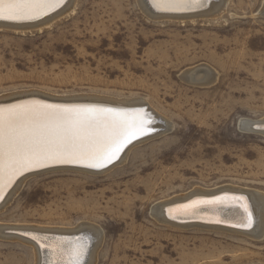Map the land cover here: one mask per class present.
<instances>
[{"label":"rangeland","instance_id":"rangeland-1","mask_svg":"<svg viewBox=\"0 0 264 264\" xmlns=\"http://www.w3.org/2000/svg\"><path fill=\"white\" fill-rule=\"evenodd\" d=\"M263 2L228 0L221 14L179 20L151 18L137 0H74L41 28L0 27V97L139 99L159 130L101 173L21 176L0 201L22 180L1 207L0 224H95L103 238L93 264H264V236L172 227L153 211L195 188L264 193V133L239 124L264 118ZM202 64L215 82L182 78ZM35 261L30 244L0 237V264Z\"/></svg>","mask_w":264,"mask_h":264},{"label":"bare ground","instance_id":"bare-ground-1","mask_svg":"<svg viewBox=\"0 0 264 264\" xmlns=\"http://www.w3.org/2000/svg\"><path fill=\"white\" fill-rule=\"evenodd\" d=\"M137 1L143 12L151 18L191 20L221 14L226 10L228 0H208L203 6L196 3H189L183 7L171 6L169 0ZM73 2L74 0H59V2L46 0L44 6L35 10V18L0 20V27H9L14 30L41 28L70 10L69 8H71ZM261 11L264 13V2ZM30 20L35 21L28 23L27 21ZM182 78L188 81L195 82L198 80L204 84H211L216 81L217 74L209 66L202 64L184 70ZM142 103L143 100L141 101L139 99L117 101L109 97L106 98L96 95L58 97L47 95L40 91L11 93V95L6 94V96L0 97V108L5 110L14 108L21 111L51 113L54 110L65 108L111 109L116 112L128 114L129 120L136 118L134 114L139 113L151 121L147 125L150 131L131 139L111 163L105 164V167H89L88 162L84 161L80 163L47 162L41 166L20 169L9 167L5 163L4 167L0 169V201L21 175L23 180L28 175L38 173L29 172L25 174L31 170L52 166L45 170L64 169L101 173L122 163L131 147L148 139L149 136L152 138V135L154 136L159 132L157 127L152 128V126L154 127L158 123L157 120L155 121V113L142 106ZM239 122L240 125L245 126L252 132L260 131L264 133V118L253 120L243 119ZM158 125L166 127L167 122L163 123L161 121ZM22 180L4 198L5 200L0 204V209L6 203L7 199L15 193L16 188L20 185L19 183H22ZM153 211L155 219L172 227L184 228L196 226L220 229L251 236L255 240L264 236V193L261 190L255 191L233 186L215 189L195 188L187 194L158 202L154 205ZM101 233L103 232L100 231L98 226L89 222L81 223L74 228L0 224V237L20 239V241L22 240L24 243L26 242L32 246L35 253V264H67L68 261L74 259L76 251L81 246L85 248L84 254L81 257V264H93L94 260L97 259V249L102 237ZM75 235L78 236L75 237Z\"/></svg>","mask_w":264,"mask_h":264},{"label":"snow or ice","instance_id":"snow-or-ice-1","mask_svg":"<svg viewBox=\"0 0 264 264\" xmlns=\"http://www.w3.org/2000/svg\"><path fill=\"white\" fill-rule=\"evenodd\" d=\"M46 0H0V20L33 19L35 10ZM59 2V0H55ZM208 0H169L171 6L189 3L200 6ZM128 114L111 109H57L36 113L0 108V169H27L47 162L80 163L103 167L111 163L122 148L137 135L150 131L151 123L141 114ZM35 239V237H33ZM85 251L81 246L67 264H81Z\"/></svg>","mask_w":264,"mask_h":264},{"label":"water","instance_id":"water-1","mask_svg":"<svg viewBox=\"0 0 264 264\" xmlns=\"http://www.w3.org/2000/svg\"><path fill=\"white\" fill-rule=\"evenodd\" d=\"M55 11V10H54ZM53 13V12H52ZM44 17V16H43ZM33 21H35V20H30V21H27L28 23L29 22H33ZM240 127L242 128V129H247L245 126H243V125H240ZM254 129V128H253ZM56 166V165H55ZM50 167H52V166H50ZM50 167H47V168H50ZM54 167V166H53ZM81 167H83V166H81ZM103 167H105V166H103ZM47 168H40V169H37V170H31V171H28V172H26L25 174H27V173H29V172H41V171H44L45 169H47ZM89 168V167H88ZM24 175V174H23ZM22 176V175H21ZM20 176V177H21ZM19 177V178H20ZM217 223V222H216ZM221 224H224V223H221ZM15 233H18V232H15ZM19 234V233H18ZM21 235V234H20ZM78 235H75V237H77Z\"/></svg>","mask_w":264,"mask_h":264}]
</instances>
